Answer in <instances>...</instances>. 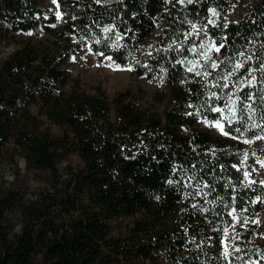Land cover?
Segmentation results:
<instances>
[{"label":"trees","instance_id":"16d2710c","mask_svg":"<svg viewBox=\"0 0 264 264\" xmlns=\"http://www.w3.org/2000/svg\"><path fill=\"white\" fill-rule=\"evenodd\" d=\"M45 1L0 0V43L17 44L0 63V153L46 182L34 199L0 190V264H264V179L247 150L264 136V0H56L59 15ZM233 2L245 13L228 19ZM30 33L42 37L16 39ZM83 52L163 89L89 93L61 67ZM73 153L81 165L60 174Z\"/></svg>","mask_w":264,"mask_h":264},{"label":"rangeland","instance_id":"374dc122","mask_svg":"<svg viewBox=\"0 0 264 264\" xmlns=\"http://www.w3.org/2000/svg\"><path fill=\"white\" fill-rule=\"evenodd\" d=\"M247 3H236L233 2L230 9L227 11L225 17L228 19H237L240 15L245 13ZM45 7L55 14H58V7L53 0H47L44 2ZM197 23H192L191 30L196 29ZM158 30L145 41L143 46L136 51L135 56L139 57L144 54H148L158 44ZM42 34H18L17 40L29 38L36 42L40 40ZM17 44L14 42H2L0 43V63L1 61L15 48ZM63 69L67 70L71 78H78L80 84L84 90L89 93L94 92V87L100 85L106 95L111 97L115 92L123 90L127 86H133L141 88L145 95L143 100H150V97L157 90H162V85H156L149 82L142 76H137L129 69H126L115 62L103 59L95 56L92 53L83 52L76 58H69L62 66ZM159 110L163 108V104L157 106ZM217 123H202V127L210 131L213 134L220 135L222 126L217 127ZM48 129L53 133H58L59 129L57 126L46 123ZM254 153L256 156V163L254 165L255 170L259 176L264 179V140L259 139L258 142L252 147L247 148ZM81 162L76 154H70L66 159L62 160L58 164L60 174L64 175L67 167H78ZM44 175L35 170H28L25 165L24 158L19 154L11 155L10 152L0 153V190L1 189H12L23 194L25 199H34L38 190H42L46 186V182L43 179ZM10 226L13 228V232H17L19 229V217L16 213H8L6 216ZM128 218L118 219L113 223L114 232L119 229H123L128 222ZM257 240L261 238L258 236ZM226 264H230L228 260ZM244 264H261L260 262L246 261Z\"/></svg>","mask_w":264,"mask_h":264},{"label":"snow or ice","instance_id":"6c2138e0","mask_svg":"<svg viewBox=\"0 0 264 264\" xmlns=\"http://www.w3.org/2000/svg\"><path fill=\"white\" fill-rule=\"evenodd\" d=\"M53 2L55 3L56 0H53ZM97 2H99V0H97ZM179 2L183 3L184 0H179ZM188 2L191 3L192 0H188ZM212 11H213V13L215 14V10L213 9ZM58 15H59V14H58ZM210 23H211V21H210ZM202 47H203V46H202ZM224 47H225L224 44H220L219 46H217V45H215V44H212L208 50L211 51L212 49H214L217 53H219L220 50H221L222 48H224ZM203 55H204V57H205L206 59H210V57H208V55H207V51L204 52ZM240 55L243 56L244 53H240ZM247 59H248V60H251V59H252V56H248ZM221 63H222V62H221ZM211 66H212L213 68L218 67V65H217V63H216L215 61L212 62V65H211ZM241 67H243V64H242V63H237V64L235 65V68H236V69H239V68H241ZM192 70H193L192 68L189 69V71H192ZM260 70H264V63H261ZM251 71H256V69H252ZM251 71H250V75H251ZM196 75H200V73L197 72ZM205 75H210V73H205ZM231 75H232V73H229V74H228V76H231ZM228 76L224 77V79H228ZM255 80H256V77H255V76H252V81L254 82ZM224 86L227 87V85H224ZM213 95H215V94H213ZM247 99L251 100V99H252V96L247 97ZM260 99H261L262 101H264V96H261ZM247 107H248L249 109H251V110L254 111V109L252 108V105H251V104L247 105ZM215 111L219 112V111H221V109L217 108V109H215ZM249 119H252V117L250 116ZM216 126H217V127H221L220 124H219V122H217ZM262 130H264V129H262ZM236 131L239 132L240 129L237 128ZM225 134H227V133H225ZM257 139H262V140H264V136H259V137H257ZM262 166H264V165H262ZM244 175H245V177L247 178V177L249 176V173L245 172ZM253 183H255V181H253ZM260 183L264 184V181H261ZM193 207H195V205H193ZM238 250H239V249H237V251H238ZM224 255H225V257H227V256L229 255V253L226 251V252L224 253Z\"/></svg>","mask_w":264,"mask_h":264}]
</instances>
